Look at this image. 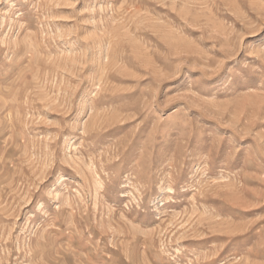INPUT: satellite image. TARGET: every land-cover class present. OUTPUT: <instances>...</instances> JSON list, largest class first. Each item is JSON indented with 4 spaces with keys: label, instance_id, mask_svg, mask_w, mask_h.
<instances>
[{
    "label": "rangeland",
    "instance_id": "rangeland-1",
    "mask_svg": "<svg viewBox=\"0 0 264 264\" xmlns=\"http://www.w3.org/2000/svg\"><path fill=\"white\" fill-rule=\"evenodd\" d=\"M0 264H264V0H0Z\"/></svg>",
    "mask_w": 264,
    "mask_h": 264
}]
</instances>
